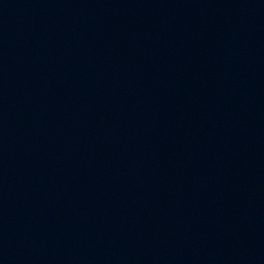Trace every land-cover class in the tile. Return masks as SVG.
<instances>
[{"label":"water","instance_id":"water-1","mask_svg":"<svg viewBox=\"0 0 264 264\" xmlns=\"http://www.w3.org/2000/svg\"><path fill=\"white\" fill-rule=\"evenodd\" d=\"M0 264H264V0H0Z\"/></svg>","mask_w":264,"mask_h":264}]
</instances>
